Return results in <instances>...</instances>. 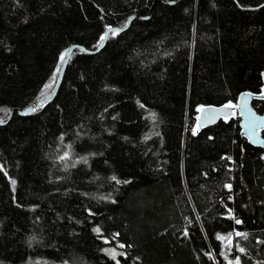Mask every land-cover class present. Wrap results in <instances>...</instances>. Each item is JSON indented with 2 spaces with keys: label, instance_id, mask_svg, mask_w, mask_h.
<instances>
[{
  "label": "trees",
  "instance_id": "obj_1",
  "mask_svg": "<svg viewBox=\"0 0 264 264\" xmlns=\"http://www.w3.org/2000/svg\"><path fill=\"white\" fill-rule=\"evenodd\" d=\"M168 1L0 0V120L141 16L0 125V264H264V146L197 129L264 92V0Z\"/></svg>",
  "mask_w": 264,
  "mask_h": 264
},
{
  "label": "water",
  "instance_id": "obj_2",
  "mask_svg": "<svg viewBox=\"0 0 264 264\" xmlns=\"http://www.w3.org/2000/svg\"><path fill=\"white\" fill-rule=\"evenodd\" d=\"M167 2L173 3L175 1L167 0ZM150 15L151 13L146 16H142V18L147 19L148 17H150ZM136 17H141V16L137 14L132 15L125 26L123 27L112 26L109 29L113 31L114 30L123 31L129 27L132 20ZM109 29L105 32L103 42L97 49L90 50L80 44L70 45L65 51V53H67V56H65V59L62 61V65L59 73V79L54 91L50 95L37 100L30 106H27L25 108L12 109L10 116L8 117L7 120H0V125L6 124L11 119V116L14 114V112H17L20 115H30L35 111L36 108H39L42 105L49 102L50 100H53L61 86L67 66L69 64V61L71 59L74 50L76 48H81L90 53H96L100 51L105 46L109 38V35L112 32L109 31ZM255 97L264 99V92L262 93H253L250 91L242 92L239 96L238 102L236 104H231L233 107L230 108L225 107L228 104L202 106L200 108L201 110L197 115L198 131L216 124L221 119H228L238 114L240 118V126H241L242 134L247 138L249 143L257 147L264 146V112L262 113L258 112L252 106V100Z\"/></svg>",
  "mask_w": 264,
  "mask_h": 264
},
{
  "label": "snow or ice",
  "instance_id": "obj_3",
  "mask_svg": "<svg viewBox=\"0 0 264 264\" xmlns=\"http://www.w3.org/2000/svg\"><path fill=\"white\" fill-rule=\"evenodd\" d=\"M109 31H113V30L109 29ZM103 39H104V37H101V40H103ZM65 56H67V53H65L64 55H62V56L60 57L61 61H63V60L65 59ZM57 71H59V68L57 69ZM225 107H229V108H230V107H233V106H232L231 104H228V105H226ZM200 110H201V109H198V111H200ZM227 187L231 188V185H227ZM235 222H236L237 224H240V223H241V221H240L239 219H236ZM235 235H237V236H246L245 233H239V232L235 233ZM230 236H231V234H229V239H230ZM218 239H224V237H218ZM121 247H123V245H121ZM239 251H240V252H243L244 249H243V248H240ZM112 255H113V258L115 259V254L112 253ZM236 264H239V258H237Z\"/></svg>",
  "mask_w": 264,
  "mask_h": 264
}]
</instances>
